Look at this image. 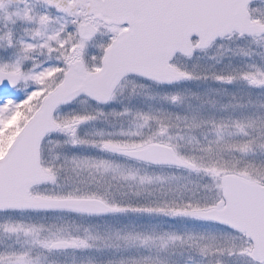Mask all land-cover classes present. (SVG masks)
Masks as SVG:
<instances>
[{
    "label": "snow or ice",
    "instance_id": "snow-or-ice-1",
    "mask_svg": "<svg viewBox=\"0 0 264 264\" xmlns=\"http://www.w3.org/2000/svg\"><path fill=\"white\" fill-rule=\"evenodd\" d=\"M0 264H264V0H0Z\"/></svg>",
    "mask_w": 264,
    "mask_h": 264
}]
</instances>
